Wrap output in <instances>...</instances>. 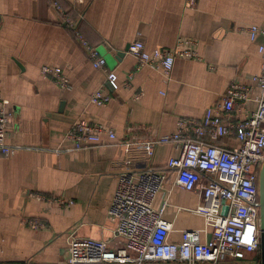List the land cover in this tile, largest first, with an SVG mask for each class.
I'll use <instances>...</instances> for the list:
<instances>
[{
	"label": "crops",
	"instance_id": "1",
	"mask_svg": "<svg viewBox=\"0 0 264 264\" xmlns=\"http://www.w3.org/2000/svg\"><path fill=\"white\" fill-rule=\"evenodd\" d=\"M250 26L264 28V0H0V93L11 114L5 142L15 149L0 152V264H65L71 239L107 241L117 249L107 210L123 172H165L153 208L167 205L162 219L172 225L170 242L190 230L210 239L211 225L193 213L200 197L177 187L174 172L165 170L179 156V144L148 140L174 133L180 119L199 122L232 84L248 89L232 121L256 109L259 91L251 77L260 72L264 38L250 41ZM80 38L105 60L103 68L92 66ZM136 40L147 53L178 48L196 57H177L165 80L161 69L137 68L125 52ZM43 67L60 68L68 87L43 77ZM109 71L117 76L116 90L107 84ZM98 90L110 96L104 107L89 102ZM76 121L103 126L115 139L102 135L76 150L65 139ZM204 141L238 146L235 133ZM30 193L73 204H48ZM216 264H262L260 249Z\"/></svg>",
	"mask_w": 264,
	"mask_h": 264
},
{
	"label": "built area",
	"instance_id": "2",
	"mask_svg": "<svg viewBox=\"0 0 264 264\" xmlns=\"http://www.w3.org/2000/svg\"><path fill=\"white\" fill-rule=\"evenodd\" d=\"M62 20L73 27L69 18L60 8ZM250 41L257 36L264 38V28L250 26L246 29ZM86 48L94 68H103L105 60L96 50L80 38ZM127 53L134 57L137 68H159L168 80L177 57H196L194 52L175 49L173 51L154 50L147 53L141 41L128 46ZM261 59L260 72L251 77V82L259 91L255 98L256 109L242 121H232L233 112L242 108L248 99V89L232 84L224 92L220 102L206 110L199 122L180 119L175 132L170 135L151 134L148 143H178L181 152L170 158L166 171L175 174L174 183L187 192H196L200 197L193 213L211 225L208 240L201 241L200 231H182L178 243L169 241L171 223L162 219L167 206L156 210L153 202L162 190L167 175L164 171L144 170L123 172L117 176V184L107 210L108 219L115 221L112 239L118 244L115 250L108 248L107 241L91 239H71L68 242V259L65 264H150V263H212L230 257L244 258L246 253L259 248V219L256 182L264 164V45L258 46ZM43 77L51 78L60 88L68 87V80L58 67H43ZM107 84L117 88L114 71L107 72ZM140 94L135 97L138 99ZM110 96L98 90L89 97L93 105L104 107ZM8 102L0 93V152L13 155L15 149L6 145L5 135L11 114ZM235 133L238 146L225 149L206 143V136L216 139ZM102 135L114 140L112 131L103 126L76 121L65 139L76 150L88 148L99 141ZM32 198L48 204L72 206V201L62 198H47L30 193ZM226 210V212H225ZM34 227L41 226L29 223Z\"/></svg>",
	"mask_w": 264,
	"mask_h": 264
},
{
	"label": "water",
	"instance_id": "3",
	"mask_svg": "<svg viewBox=\"0 0 264 264\" xmlns=\"http://www.w3.org/2000/svg\"><path fill=\"white\" fill-rule=\"evenodd\" d=\"M128 46L125 48V52H127ZM124 52V53H125ZM123 52L118 53L121 57L124 55ZM259 249L261 255V263L264 264V164L259 174ZM226 212V210H225Z\"/></svg>",
	"mask_w": 264,
	"mask_h": 264
},
{
	"label": "rangeland",
	"instance_id": "4",
	"mask_svg": "<svg viewBox=\"0 0 264 264\" xmlns=\"http://www.w3.org/2000/svg\"><path fill=\"white\" fill-rule=\"evenodd\" d=\"M256 189H257V199H258V193H259V178L257 179V182H256Z\"/></svg>",
	"mask_w": 264,
	"mask_h": 264
}]
</instances>
